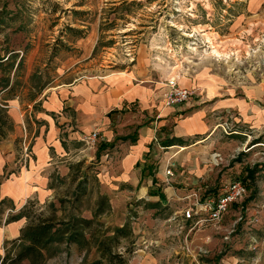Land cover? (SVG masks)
I'll return each mask as SVG.
<instances>
[{"label": "rangeland", "instance_id": "obj_1", "mask_svg": "<svg viewBox=\"0 0 264 264\" xmlns=\"http://www.w3.org/2000/svg\"><path fill=\"white\" fill-rule=\"evenodd\" d=\"M143 57L156 73L153 84L162 86L165 77L158 74L167 71L219 87L216 98L210 99L205 87L200 96L193 95V100L205 95L210 107L222 103L211 116L216 125L188 137L187 158L170 166L173 176L166 169L165 182L157 178V190L171 186L161 199L140 198L138 188L113 177L121 158L116 147L131 140L116 136L115 145L97 158L98 146L105 142L98 128L83 132L77 141L63 131L67 122L59 124L71 159L64 162V176L58 175L55 197L31 199L36 201L33 209L62 221L91 220L85 230L90 242L87 247L54 243L44 264H88L100 256L95 241L123 226L127 235L113 250L126 259L124 264H264V0H0V107L13 125L1 142L14 139L15 171L34 158L32 132L41 123L47 96L64 88L71 97L75 85L102 81L142 63ZM75 109L62 112L79 130L85 120ZM151 117L138 103L111 115L123 135L135 134ZM173 126L170 120L158 129L156 152L145 162L153 163L155 176L164 155L180 151L162 143ZM96 130L102 137L93 145L87 136ZM9 167L0 182L11 175ZM248 167L258 169L254 182L247 180V195L220 222L184 220L196 198L241 180ZM173 188L182 193L177 196ZM14 206L0 215L2 256L15 239V230L9 229L13 222L5 223L9 213L20 210Z\"/></svg>", "mask_w": 264, "mask_h": 264}, {"label": "crops", "instance_id": "obj_2", "mask_svg": "<svg viewBox=\"0 0 264 264\" xmlns=\"http://www.w3.org/2000/svg\"><path fill=\"white\" fill-rule=\"evenodd\" d=\"M147 64H150V60L143 57L142 63L137 61L132 67L104 76L102 81L93 79L87 84L75 85L73 87L74 95L71 97L65 94L68 90L64 88L47 96V100L43 104V111L38 117L41 123L32 132L34 135V158H31L32 160L25 167L15 171L16 154L12 144L14 139L0 143V175L4 174L7 165L12 171L9 177L0 182V200L6 197L10 198L14 205H19L17 208H21L30 199H37L40 202L53 199L57 194L58 175L60 174L62 177L66 173L64 162L71 159L72 152L70 146L65 148L66 139L61 137V132H69V138L78 141L83 132L98 128L105 141L113 142L116 136L125 135L120 133L118 129L120 127L113 126L109 113L115 109L117 111L127 110L131 103L140 104L142 110L147 111L153 117L150 118V122L142 123L139 128L140 124L137 126L135 142L131 141L128 145H117L116 153L121 152V158L117 161L118 172L114 173L113 177L119 178L120 182L127 186L129 184L135 189L138 188L140 198L149 195L151 189H157L160 183L154 184L151 176H143V167L155 151V138L158 129H162L170 120H174V126L171 128L173 133L169 137H177L182 141H176L178 144L166 146L170 149L180 148V151L177 155H172L168 151L162 158L156 177L165 182L166 169L171 165L175 166L176 160L180 163L183 157L187 158L190 149L187 138L195 134L206 133L216 125L211 116L215 115L218 110L215 108L221 107L222 103L210 107L207 104L209 99L205 95H202V100H193V95L200 96L202 87H205L208 97L216 98L220 89L210 81L179 76L180 85L191 89L193 94L183 106H167L165 104L167 95L165 81L172 75L167 74V71H164L163 75L159 73V77H165L162 86L159 84L160 81L153 84L152 80L155 79L156 73L151 71ZM140 79L141 82L138 83L137 81ZM74 106L81 116V120H85L79 130L70 124V119L62 112L65 107ZM15 108L17 107L15 106ZM16 120L19 124L23 122V119L17 118ZM120 121L119 119L118 122ZM62 122H67V128L63 131L59 126ZM102 135L100 136L102 137ZM194 169L191 170L195 171ZM170 188L169 184H165L164 193ZM173 189L177 196L182 193ZM24 223L25 219L23 218L9 224V229L15 230V233L11 234V238H17L20 235ZM1 230L2 228H0V241L5 235Z\"/></svg>", "mask_w": 264, "mask_h": 264}, {"label": "trees", "instance_id": "obj_3", "mask_svg": "<svg viewBox=\"0 0 264 264\" xmlns=\"http://www.w3.org/2000/svg\"><path fill=\"white\" fill-rule=\"evenodd\" d=\"M3 58H0L2 60ZM9 59V58H8ZM8 87V84L4 88ZM116 109L111 111V116ZM5 110L0 107V142L6 139L9 131L12 130L11 126L8 125L9 117L3 115ZM2 113V114H1ZM142 126L140 124L138 128ZM120 140H131L135 142L137 140V131L135 134H128L125 136L118 137ZM176 141H182L177 137H168L162 141L164 146H171L178 144ZM262 142V141H255ZM115 145L113 142H101L98 146L96 156L100 158L103 152ZM150 161V160H149ZM143 169V176H151L154 184L158 182L155 172L153 170V163H145ZM149 170L148 173L146 171ZM258 172L257 167H248L245 171L246 176L241 180L247 185V180L254 182L256 173ZM248 188V187H247ZM218 194V193H216ZM149 195L160 196L161 199H166V194L163 190L151 189ZM9 203L12 205L8 206ZM36 204L35 200H28L20 210L16 213H9L5 223L27 218L28 223L21 228L20 235L13 239L11 248H7L5 255H0V264H44L49 257V251L54 243L68 242L75 243L81 247H87L89 245V238L86 236V228L90 227L91 220L74 218L73 220L62 221L56 217L44 216L43 213L36 214L33 209V205ZM239 203H234L233 206H238ZM15 209L14 202L10 198H3L0 200V215L4 214L6 209ZM2 222L0 221V226ZM127 235L126 226L116 227L113 235H104L102 238H98L96 242L97 250L100 252L99 258L89 262L88 264H124L126 259L120 253H115L113 248L120 243V237ZM96 236V235H94Z\"/></svg>", "mask_w": 264, "mask_h": 264}, {"label": "built area", "instance_id": "obj_4", "mask_svg": "<svg viewBox=\"0 0 264 264\" xmlns=\"http://www.w3.org/2000/svg\"><path fill=\"white\" fill-rule=\"evenodd\" d=\"M167 95L166 104L177 106L187 103L193 92L191 89L182 87L179 83V76H170L166 80ZM100 138L99 131H93L87 140L93 145ZM167 174L173 176L172 168L167 169ZM247 195V186L242 180H233L220 189L215 195H208L205 198H196L195 201L184 211V220H192L196 223L212 221L220 222L224 215L230 210L234 203L241 202Z\"/></svg>", "mask_w": 264, "mask_h": 264}, {"label": "bare ground", "instance_id": "obj_5", "mask_svg": "<svg viewBox=\"0 0 264 264\" xmlns=\"http://www.w3.org/2000/svg\"><path fill=\"white\" fill-rule=\"evenodd\" d=\"M214 52L220 54L219 51L215 48H214Z\"/></svg>", "mask_w": 264, "mask_h": 264}]
</instances>
